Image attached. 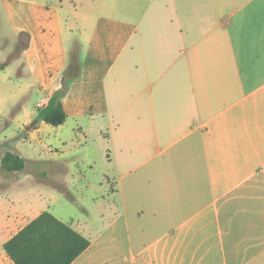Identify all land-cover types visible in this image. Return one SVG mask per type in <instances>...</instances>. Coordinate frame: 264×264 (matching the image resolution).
I'll return each instance as SVG.
<instances>
[{
	"label": "crops",
	"instance_id": "0c3cea01",
	"mask_svg": "<svg viewBox=\"0 0 264 264\" xmlns=\"http://www.w3.org/2000/svg\"><path fill=\"white\" fill-rule=\"evenodd\" d=\"M75 54L66 123L37 121ZM67 128L115 188L100 228L57 217L91 241L72 264H264V0H0V264L46 199L23 182L63 191Z\"/></svg>",
	"mask_w": 264,
	"mask_h": 264
},
{
	"label": "rangeland",
	"instance_id": "374dc122",
	"mask_svg": "<svg viewBox=\"0 0 264 264\" xmlns=\"http://www.w3.org/2000/svg\"><path fill=\"white\" fill-rule=\"evenodd\" d=\"M82 67L83 63H81V72ZM64 73L59 78L60 87L58 90L63 87ZM80 76L66 81L67 94ZM40 99V95H35L29 101L28 108L33 110L34 104L40 101ZM70 125H73V120H70ZM60 133L59 136L55 135L52 138L54 140H59L60 138V140L65 142V145L60 149L64 151L62 153V168L68 169L61 177L63 191H60L59 188L55 189L30 181L23 182L25 184L24 190L35 194H42L46 197L38 205L37 210L39 212L48 211L68 223H72L73 221L87 222L88 226L98 229L114 213L109 197L114 194L115 188L113 176L108 172V162L105 160L103 153L97 149V145L93 139L88 140L87 143L82 141L79 147L77 144L72 143L75 135L70 128L61 130ZM52 146L53 148L56 147L55 144ZM24 148L29 149L30 154L36 157L42 156V158L47 159L51 156L49 149L36 141L25 142ZM88 151L93 152L90 157L87 154ZM77 154L81 156L76 157ZM13 208L12 206H8L7 210L10 211ZM101 215H103L101 217L102 220L98 224H92L94 219H98ZM29 220L31 218L23 219L20 223L15 224L10 235L21 230Z\"/></svg>",
	"mask_w": 264,
	"mask_h": 264
},
{
	"label": "trees",
	"instance_id": "16d2710c",
	"mask_svg": "<svg viewBox=\"0 0 264 264\" xmlns=\"http://www.w3.org/2000/svg\"><path fill=\"white\" fill-rule=\"evenodd\" d=\"M81 62L72 55L64 73L62 89L56 91L38 110L36 120L53 127L66 123L62 100L67 94L66 81L80 76ZM25 160L7 152L2 168L7 172L22 171ZM91 246V241L52 213L42 212L5 243L4 249L13 264H72Z\"/></svg>",
	"mask_w": 264,
	"mask_h": 264
}]
</instances>
